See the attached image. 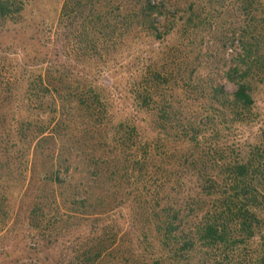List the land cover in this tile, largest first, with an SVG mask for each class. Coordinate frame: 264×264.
I'll return each mask as SVG.
<instances>
[{
	"label": "rangeland",
	"instance_id": "1",
	"mask_svg": "<svg viewBox=\"0 0 264 264\" xmlns=\"http://www.w3.org/2000/svg\"><path fill=\"white\" fill-rule=\"evenodd\" d=\"M23 1L20 25L0 18V264H87L97 228L117 233L112 248L119 250L94 264H154L151 248L124 237L131 235L130 212L151 209L153 194L170 197L186 212L187 202L211 207L195 179L217 176L223 154L257 142L264 129L262 85H253L254 108L240 121L228 102L213 97L217 88L229 99L235 91L225 73L241 51L250 6L246 0H158L186 26L156 39L136 20L146 1L157 0H114L128 16L121 20L120 9L114 11L117 23L102 56L88 60L77 42L80 19L60 20L65 0ZM258 3L257 19L264 0ZM46 70L72 96L94 80L101 97L91 117L63 113L56 130L50 121V137L36 152L37 114L53 108L50 93L38 91V75L45 79ZM149 88L152 99L144 105ZM58 153L68 174L60 184H45ZM91 158V166L111 162V169L89 167ZM254 249H242V263ZM202 261L199 253L195 263Z\"/></svg>",
	"mask_w": 264,
	"mask_h": 264
},
{
	"label": "trees",
	"instance_id": "2",
	"mask_svg": "<svg viewBox=\"0 0 264 264\" xmlns=\"http://www.w3.org/2000/svg\"><path fill=\"white\" fill-rule=\"evenodd\" d=\"M114 2V0H65L62 5L59 15L61 22L67 20L73 23L77 19L81 21L77 42L83 52L87 51L88 60L98 58L97 55L102 56L106 37L113 31V23H117L114 20V11L120 9L121 20L128 16L127 10L123 12ZM246 3L250 6L247 12L250 20L247 29L240 36L241 51L237 54L236 63L225 73L227 79L235 84V91L231 99L225 96L221 88L213 91L214 98L220 96L222 101L228 102L234 121H240L241 113H250L254 108L253 85L260 84L264 87V3L260 5L259 19L255 15L259 10L256 7V4H259L258 0H246ZM143 6L136 23L152 33L156 39L169 36L179 24L186 26V22L181 18L168 14L163 1H146ZM25 12L26 3L23 0H0V18L15 27L22 23ZM81 12L82 14H79ZM127 22L129 21H126V25ZM38 81L41 87L38 91L50 93L53 100L50 104L53 108L44 112L39 111L37 114L41 128H37L34 135L35 138L41 139L36 143V152L40 142L42 140L45 142L47 141L45 138L50 137L46 136L50 121H56L53 129L56 130L65 121L63 113L85 111L91 117L96 112L101 97L98 91L100 87L94 80H88L87 90L78 91L74 96L72 93H66L65 88L59 89V81H54L50 70L45 71V79L38 75ZM150 99L152 92L149 88L144 105H147ZM62 128L64 130L68 127ZM19 131L16 133L20 134L21 129ZM132 132H136L134 127L127 135L131 136ZM55 133L52 132L51 137ZM59 157L60 153L57 154V159L49 161L50 169L44 173L45 184L54 185V182L60 184V176L68 174L67 166L62 168ZM92 159L88 160L89 167L103 165L101 166L103 173L104 170L111 169V162L101 164L96 160L95 165L91 166ZM218 161L217 176L209 177L204 174L201 180L199 176L195 179L200 182L201 193L209 197L211 207L196 208L192 206L193 202H187L189 210L186 212L178 203L172 202L170 197L153 194L148 200L152 204L151 209L146 207L141 212L134 209L129 211V216L134 215L130 218L127 232L131 235L124 237L134 240L135 247L138 244L151 248L155 258L154 264H196L195 259L199 253L203 260L200 264H244L241 261L242 249L252 244H255L254 252L245 264H264V129L259 134L257 142L246 146L237 144L233 146L230 155L224 153L223 158ZM204 166L206 170L207 163ZM96 175L99 179L100 172ZM56 200L57 197L54 201L60 205ZM80 201L85 202L83 198ZM143 216L145 223L141 225ZM111 217L117 216H114L113 212ZM96 221L100 220L97 218ZM102 229L97 228V236L92 239L90 251L93 253L87 258V264L103 260L100 257L104 253H106L104 256H108L119 250L112 248L118 234L106 233ZM155 247L158 248L157 252L153 251Z\"/></svg>",
	"mask_w": 264,
	"mask_h": 264
}]
</instances>
